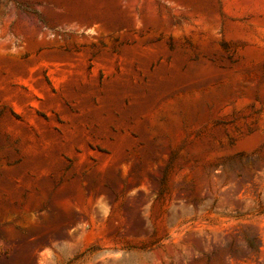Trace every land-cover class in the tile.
Wrapping results in <instances>:
<instances>
[{
  "label": "rangeland",
  "instance_id": "obj_1",
  "mask_svg": "<svg viewBox=\"0 0 264 264\" xmlns=\"http://www.w3.org/2000/svg\"><path fill=\"white\" fill-rule=\"evenodd\" d=\"M0 264H264V0H0Z\"/></svg>",
  "mask_w": 264,
  "mask_h": 264
},
{
  "label": "bare ground",
  "instance_id": "obj_2",
  "mask_svg": "<svg viewBox=\"0 0 264 264\" xmlns=\"http://www.w3.org/2000/svg\"><path fill=\"white\" fill-rule=\"evenodd\" d=\"M263 140V136L258 131L254 135H247L238 141V148L252 149Z\"/></svg>",
  "mask_w": 264,
  "mask_h": 264
},
{
  "label": "water",
  "instance_id": "obj_3",
  "mask_svg": "<svg viewBox=\"0 0 264 264\" xmlns=\"http://www.w3.org/2000/svg\"><path fill=\"white\" fill-rule=\"evenodd\" d=\"M257 132H258V130H255V131H253L252 133H250V134H248V135H254V134L257 133ZM238 141H239V140L235 141V142L231 145L232 148H233L234 150L238 149Z\"/></svg>",
  "mask_w": 264,
  "mask_h": 264
}]
</instances>
